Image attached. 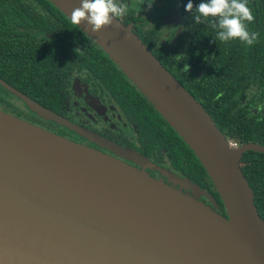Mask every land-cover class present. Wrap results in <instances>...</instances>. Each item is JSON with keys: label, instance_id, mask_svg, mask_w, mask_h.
I'll return each instance as SVG.
<instances>
[{"label": "water", "instance_id": "1", "mask_svg": "<svg viewBox=\"0 0 264 264\" xmlns=\"http://www.w3.org/2000/svg\"><path fill=\"white\" fill-rule=\"evenodd\" d=\"M50 1L69 18L81 2ZM79 27L189 144L227 218L133 165L0 109V264H264V224L239 167L244 152L264 153V146L230 147L130 25L114 18L99 32ZM17 92L41 116L195 187Z\"/></svg>", "mask_w": 264, "mask_h": 264}, {"label": "trees", "instance_id": "2", "mask_svg": "<svg viewBox=\"0 0 264 264\" xmlns=\"http://www.w3.org/2000/svg\"><path fill=\"white\" fill-rule=\"evenodd\" d=\"M178 2L184 17L183 27L171 45L159 44V30L147 17L146 2L137 7L128 6L127 13L117 19L131 26L159 62L201 104L227 142L235 141L237 146L246 143L264 146V0H247L255 17L248 29L259 33L258 41L252 46L238 39L215 41L217 30L210 27L209 22H194V11L185 10L188 0ZM192 2L195 6L201 0ZM55 26L57 30L52 29ZM45 32L61 34L59 39L63 42H71L73 38V46L53 42ZM85 41L94 50H90ZM100 53L111 62L112 68L99 66V61H104ZM88 56L94 60L91 72L103 81L121 86L123 82L115 78V74L131 81L107 53L50 0H0V80L5 84L60 115L56 104L64 103L63 80L68 78L78 60ZM186 65L187 71L184 70ZM137 90L155 114L149 127L153 138L148 145L165 150L169 156L167 165L183 171L195 186L192 188L195 198L227 218L221 197L195 152ZM29 91H32L30 95ZM1 92H7L6 88L2 87ZM0 101L5 100L0 96ZM5 107L12 110L11 114L29 121L7 101ZM136 131L138 137L143 138V128L136 127ZM239 167L264 224V153L244 152Z\"/></svg>", "mask_w": 264, "mask_h": 264}, {"label": "flooded vegetation", "instance_id": "3", "mask_svg": "<svg viewBox=\"0 0 264 264\" xmlns=\"http://www.w3.org/2000/svg\"><path fill=\"white\" fill-rule=\"evenodd\" d=\"M149 0H145L143 2L148 3ZM155 1V0H150ZM157 1V0H156ZM155 1V2H156ZM160 1V0H159ZM158 2V1H157ZM142 3V2H141ZM140 4V3H139ZM160 4V3H159ZM148 6V4H147ZM181 10V9H180ZM183 16V15H182ZM147 17H149L150 23L151 21V13L149 8H147ZM184 20V17H183ZM153 26V25H152ZM157 27V26H155ZM183 27V25H182ZM58 26L52 28L53 30H57ZM158 28V27H157ZM159 30V28H158ZM182 30V29H181ZM159 30V44L160 45H171L177 37L180 36L181 31L178 35H173L170 37V34H165V40L163 41L162 33ZM173 33V32H172ZM44 35H48V39L55 41H61L62 44H66L69 46H73V38L71 42L69 40L63 42L59 39L61 34L45 32ZM42 41V40H41ZM61 44V45H62ZM84 44L90 49L94 50L90 43L85 41ZM54 51V49H53ZM56 52L58 49L55 50ZM54 51V52H55ZM61 50L59 49V53ZM71 53V52H70ZM101 58L104 61H99L101 64L99 66L112 68L110 66V61H108L104 56V54L100 53ZM89 57V58H88ZM84 57V59H80L76 62V64L72 67V71L68 78L63 80L65 95L62 100L64 103L58 102L56 104L57 110H60V115L72 123L79 125L91 132H94L105 139H108L118 145H121L124 149H129L135 153L144 155L149 158L150 161L157 165L158 167L167 168L174 173H176L179 177L186 178L183 171H179L174 166L167 165L168 157L165 150H160L156 146H149L148 143L153 138L150 132V124H152L153 117L155 114L153 110H150L149 104H147L142 97V94L137 90V88L132 85L125 76L115 74V78L119 77L121 79L122 85L115 86L113 84H109L102 79H100L95 73L91 72V64L94 61L92 56ZM76 59H79L77 57ZM118 66V65H117ZM119 67V66H118ZM116 71L115 68H113ZM32 91H29L27 94L30 95ZM2 93V92H0ZM7 93V92H6ZM63 93V92H62ZM9 94V93H8ZM10 95V94H9ZM1 98L5 101H0V104L9 103L10 106L15 107L16 110L22 111L24 116L32 123L39 126H46L43 119L39 118L34 113H31L33 116L31 117L29 113L22 108L18 107V99L13 95L7 96L0 95ZM17 99V100H16ZM18 105V106H16ZM141 105V108L139 107ZM49 124V131L56 132L57 134L67 137L66 134H60L58 129H63V131H68L79 137L75 131L64 127L63 125H51ZM50 125L53 129H50ZM143 128L144 135L143 138L138 137V132L136 131V127ZM44 128V127H43ZM45 129V128H44ZM80 140L83 138L79 137ZM74 141V140H73ZM78 142V141H77ZM86 146H89L93 149L99 150L103 153L116 157L121 161L133 165L141 170H143L148 175L153 178L159 179L162 182L173 185L181 191L191 194L193 192L192 187L181 185L176 181H173L162 175L158 168L153 167V165L144 164L130 158H126L120 156L113 152L112 150L106 148L105 146L100 145L98 142L94 140H89L87 137H84V142H80ZM158 158V159H157ZM159 160V161H158ZM193 184V183H192ZM186 186V187H183Z\"/></svg>", "mask_w": 264, "mask_h": 264}, {"label": "clouds", "instance_id": "4", "mask_svg": "<svg viewBox=\"0 0 264 264\" xmlns=\"http://www.w3.org/2000/svg\"><path fill=\"white\" fill-rule=\"evenodd\" d=\"M185 10L189 13L194 11L195 23L209 22L210 27L217 30L215 41L229 42L238 39L247 46L258 41L259 33L248 29V24L255 17L247 0H201L195 6L192 0H188ZM127 11L128 6L118 0H81L80 5L72 10L70 20L77 26L86 22L91 31L99 32L111 26L114 18L125 15ZM187 67L186 65L185 71Z\"/></svg>", "mask_w": 264, "mask_h": 264}, {"label": "rangeland", "instance_id": "5", "mask_svg": "<svg viewBox=\"0 0 264 264\" xmlns=\"http://www.w3.org/2000/svg\"><path fill=\"white\" fill-rule=\"evenodd\" d=\"M119 1L121 3L126 4L127 6L137 7L139 5V3H141V2H143L145 0H119ZM155 1L152 2V1L149 0L148 3H147L149 11L151 13L152 25L153 26H157L159 28V30L161 31L160 33H162L163 41L165 40V37H164L165 34H170L171 33L170 37L173 36V35H175V36L178 35L180 33V31L182 29V25H183V16H182V12L180 10L181 7L179 5L178 0H160V1L157 0L158 2L157 1L155 2ZM2 87L3 86L0 83V92L2 90ZM0 94L1 95H3V94L6 95L7 98H8V96L13 95L14 97H16L18 99V103L17 104H19V106L18 105H16V106H18L20 108L23 107V109L26 110L31 117L33 116L31 113H34L39 118L43 119L45 124H46V126L43 125V126H40V127H42V128L44 127L46 130H48V128H49V124L48 123H50L51 125H54V126L60 125V124H57L56 122H54L53 120H51L49 118H45V117L41 116L35 110L30 108L28 106L27 102L20 97V95H19V93L17 91H15V90L14 91L7 90V93L6 92H2ZM0 109H3V110H5V111H7L9 113H11V111H12L10 109H6L4 104L3 105L0 104ZM51 125H50V129H53V127ZM58 130H59L60 134H66L67 137L70 138L69 140H71V141L74 140V142L79 143V144H82L80 142H84V137H86V136H84V135H82V134H80L78 132H75V133L79 134L78 135L79 137L83 138L82 140H80L79 137H77L76 135H74L72 133H69L66 130L65 131H63V129H61V130L58 129ZM88 139L91 140L90 138H88ZM82 145H84V144H82ZM109 149L112 150L113 152H115L116 154L120 155V156H123V157H126V158H130L127 154H124L122 152L121 148H119V147L118 148H114V149H111V148H109ZM130 159H132V158H130ZM190 193L191 194H189V195H191L192 197H195V195L192 192H190Z\"/></svg>", "mask_w": 264, "mask_h": 264}, {"label": "bare ground", "instance_id": "6", "mask_svg": "<svg viewBox=\"0 0 264 264\" xmlns=\"http://www.w3.org/2000/svg\"><path fill=\"white\" fill-rule=\"evenodd\" d=\"M162 198H163V200H165V202H167L168 204L178 206V204L175 203V201L172 200L170 197H168V196H166V195H162ZM179 208H180V207H179Z\"/></svg>", "mask_w": 264, "mask_h": 264}, {"label": "built area", "instance_id": "7", "mask_svg": "<svg viewBox=\"0 0 264 264\" xmlns=\"http://www.w3.org/2000/svg\"><path fill=\"white\" fill-rule=\"evenodd\" d=\"M228 145L233 148L237 147V143L235 141H228Z\"/></svg>", "mask_w": 264, "mask_h": 264}]
</instances>
